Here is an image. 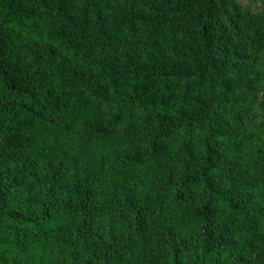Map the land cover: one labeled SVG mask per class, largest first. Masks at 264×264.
Masks as SVG:
<instances>
[{
	"label": "trees",
	"instance_id": "trees-1",
	"mask_svg": "<svg viewBox=\"0 0 264 264\" xmlns=\"http://www.w3.org/2000/svg\"><path fill=\"white\" fill-rule=\"evenodd\" d=\"M20 1L0 0V264H264V143L138 94L153 90L138 77L207 48L217 14L198 52L170 35L85 60L30 30L9 9ZM186 5L146 10L167 24L195 15ZM236 66L214 75L230 81Z\"/></svg>",
	"mask_w": 264,
	"mask_h": 264
},
{
	"label": "rangeland",
	"instance_id": "rangeland-1",
	"mask_svg": "<svg viewBox=\"0 0 264 264\" xmlns=\"http://www.w3.org/2000/svg\"><path fill=\"white\" fill-rule=\"evenodd\" d=\"M150 1L22 0L9 9L21 13L24 24L37 35L85 60H114L170 35L194 41L197 47L201 44L197 35L207 28L203 20L215 12V36L207 48L197 47L195 58L167 60L166 66L159 65L160 73L138 77L136 81L153 89L138 94L144 104L163 98L192 121H212L218 133L233 141L264 143V0H187L184 7L195 15L167 24L150 19L146 10ZM229 62L238 67L230 81L214 75L216 66ZM118 86L120 92L134 89L124 81ZM32 129L41 139L51 135L42 125ZM70 145L67 152L76 159L79 154Z\"/></svg>",
	"mask_w": 264,
	"mask_h": 264
}]
</instances>
